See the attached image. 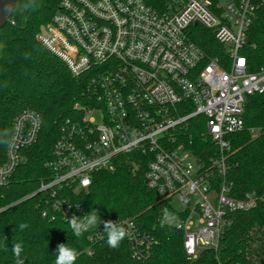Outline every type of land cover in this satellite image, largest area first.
<instances>
[{"label": "built area", "instance_id": "2783aa9c", "mask_svg": "<svg viewBox=\"0 0 264 264\" xmlns=\"http://www.w3.org/2000/svg\"><path fill=\"white\" fill-rule=\"evenodd\" d=\"M262 8L264 0H172L162 10L143 0H60L35 38L73 77L88 73L90 78L86 104L73 105L76 116L60 127L52 159L45 163L51 176L37 189L43 194L42 217L59 215L68 222L83 216L69 195L86 190L94 173L113 171L120 157L140 154L148 157L146 187L182 205L174 227L183 234L187 259L216 250L232 213L264 204V193L232 197L226 181L230 135L244 128L247 97L264 91V68L249 71L240 53ZM196 26L212 33L221 56L192 41ZM194 118L203 119L200 135L216 147L205 160L189 148L191 135L184 140ZM40 126L31 109L13 118L0 187L22 162V150L36 142ZM135 162H130L133 170ZM108 221L126 228L133 258L146 257L154 241L132 219ZM88 238L94 243L102 234Z\"/></svg>", "mask_w": 264, "mask_h": 264}, {"label": "trees", "instance_id": "16d2710c", "mask_svg": "<svg viewBox=\"0 0 264 264\" xmlns=\"http://www.w3.org/2000/svg\"><path fill=\"white\" fill-rule=\"evenodd\" d=\"M59 1L16 0L11 17L0 27V164L5 159L15 115L31 109L41 119L36 142L22 150V162L8 184L0 187V264H15L11 248L16 242L23 245L25 264H54L60 243L77 250L75 264H264L261 203L230 215L231 224L221 233L216 250L205 249L195 260L187 259L182 232L167 223L161 224L169 203L146 187L148 157L140 154L120 157L113 171L94 173L86 190L69 195L80 204L84 214L97 211L102 221L99 227L77 237L59 215L53 220L42 217L39 202L43 194L37 193V189L40 180L51 176L45 163L52 159L60 127L76 116L73 105L86 104L83 92L90 78L88 73L73 77L65 63L35 38L40 28L51 21ZM171 1L143 0L157 10ZM191 38L209 55L221 56L222 47L210 31L193 27ZM240 53L249 71L264 68V8L249 26L247 42ZM202 121H190L184 140L188 141L191 135L189 148L205 160L216 153V147L200 135ZM243 122V130L230 135L231 151L226 155V181L230 195L237 199L264 193V91L247 97ZM132 159L137 164L134 170ZM125 218L132 219L138 230L154 241L146 257L133 258L126 237L117 248L108 246L103 222ZM22 223L28 225L23 231ZM93 233H101L102 238L91 243L88 237Z\"/></svg>", "mask_w": 264, "mask_h": 264}, {"label": "clouds", "instance_id": "9594fccd", "mask_svg": "<svg viewBox=\"0 0 264 264\" xmlns=\"http://www.w3.org/2000/svg\"><path fill=\"white\" fill-rule=\"evenodd\" d=\"M85 183H87V181ZM171 218V214L165 209L161 224L164 225L168 223ZM68 223L73 234L80 237L90 229L99 227L102 221L97 211L91 210L83 216L73 215L71 219H68ZM103 223V231L107 234L108 246L117 248L128 234L126 228L117 222L104 221ZM27 226V224L22 223L20 225V230L23 231ZM11 251L15 257V264H25L24 258L22 257L23 245L21 243H14ZM55 253L54 264H75L78 256L77 250L69 247L66 243H60Z\"/></svg>", "mask_w": 264, "mask_h": 264}, {"label": "rangeland", "instance_id": "374dc122", "mask_svg": "<svg viewBox=\"0 0 264 264\" xmlns=\"http://www.w3.org/2000/svg\"><path fill=\"white\" fill-rule=\"evenodd\" d=\"M194 201L191 200L189 203V208L193 207ZM183 210L182 205L179 203V201L175 198H173L169 203V209L167 210L171 214V219L167 223L170 226H175L179 222L178 214L181 213Z\"/></svg>", "mask_w": 264, "mask_h": 264}, {"label": "water", "instance_id": "95a60500", "mask_svg": "<svg viewBox=\"0 0 264 264\" xmlns=\"http://www.w3.org/2000/svg\"><path fill=\"white\" fill-rule=\"evenodd\" d=\"M16 0H0V27L11 17Z\"/></svg>", "mask_w": 264, "mask_h": 264}, {"label": "snow or ice", "instance_id": "6c2138e0", "mask_svg": "<svg viewBox=\"0 0 264 264\" xmlns=\"http://www.w3.org/2000/svg\"><path fill=\"white\" fill-rule=\"evenodd\" d=\"M241 63H243V61H241Z\"/></svg>", "mask_w": 264, "mask_h": 264}]
</instances>
